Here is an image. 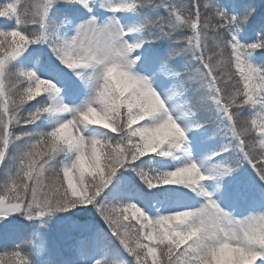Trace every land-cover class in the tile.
Wrapping results in <instances>:
<instances>
[{"label":"snow or ice","instance_id":"1","mask_svg":"<svg viewBox=\"0 0 264 264\" xmlns=\"http://www.w3.org/2000/svg\"><path fill=\"white\" fill-rule=\"evenodd\" d=\"M0 264H264V0H0Z\"/></svg>","mask_w":264,"mask_h":264}]
</instances>
